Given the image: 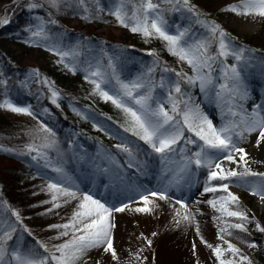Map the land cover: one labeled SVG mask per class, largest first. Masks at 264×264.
Returning a JSON list of instances; mask_svg holds the SVG:
<instances>
[{
    "label": "snow or ice",
    "instance_id": "obj_1",
    "mask_svg": "<svg viewBox=\"0 0 264 264\" xmlns=\"http://www.w3.org/2000/svg\"><path fill=\"white\" fill-rule=\"evenodd\" d=\"M50 7L57 10L64 7L75 6L82 9V19H93V9L96 12L108 10L114 16L118 24L128 28L132 33H139L147 41L150 38L160 39L165 42L167 51L183 64H187L192 74L161 66V62L155 59L135 79L122 80L117 71L118 57L108 55L104 49H100L95 60L86 59L80 61L78 58L84 56L85 52L91 53V49L63 50L55 45L51 48L61 57L59 63L65 60L71 61V66L65 64L73 74L76 73L78 65L86 64L80 70L86 73L85 79L93 85V94L99 95L105 101H110L125 115V124L122 125L124 132L131 133L138 141L143 142L146 149H142L126 137L121 139L120 144L114 145L120 154L127 159L124 164L117 160L116 156L105 150L102 163L94 166L95 171L102 176H111L113 183L102 185L105 189L113 187L122 188L125 195L130 199L137 196L143 202V207L135 209L136 212L151 213L156 198L161 201L170 200L169 193L173 188L186 182L191 186L197 172L201 169L205 172L204 193L224 192L221 195L207 201V203L222 215L215 219L223 224L219 228L218 239L227 244L213 246L207 241L205 245L212 250L218 264H252L251 259L241 253L231 241L225 240V235L231 236L229 229H239L248 232L246 224L252 223L247 210L239 206V197L229 190V183L235 178V183L250 191L254 196L264 200V173H258L249 167L248 152L241 146L250 136L256 135L255 145L260 147L264 143V106L254 105L251 111L244 107L243 101L250 95V89L245 79V74L257 67L254 58V50L246 48L235 42V39L216 21L203 18L205 14L195 10L189 4V0H113L110 8L100 6L99 0H47ZM171 5L170 9H162L161 4ZM27 10L44 7L43 4L29 2L25 5ZM181 8L187 9L195 17V25L203 32H194L192 25L184 28L176 27L175 33H171L168 21L165 18L166 11L179 12ZM222 11L230 12L238 17L264 18V0H239V3L228 5ZM38 25L29 26L25 30L32 37L50 39L46 30L47 24H57L56 20L45 21L37 17ZM10 23L7 17L0 18V26ZM28 43H34L28 41ZM38 46V45H37ZM149 55L156 56L155 52ZM231 58L234 62L228 64ZM261 73L264 74V59L259 61ZM161 69V75L155 78L156 69ZM214 75V73H217ZM172 73L169 78L166 74ZM6 84V81L2 82ZM42 83L47 84L51 90V103L59 107V91L52 87L47 79ZM186 84L189 88L198 87L203 97L216 105L219 109L221 123L219 126L213 124L212 119L204 112L201 105L196 102L189 90L182 89ZM111 89L110 91L107 89ZM161 89L156 94V89ZM0 108H6L13 113L24 114L36 118L30 106H17L8 100L0 103ZM48 112V109L44 110ZM80 115L79 112H77ZM97 130L103 131L102 128ZM32 142L21 151V155H28L35 165L50 169L56 173V177L49 178L47 191L51 194L50 201L53 208H60L64 203L76 201L73 212L68 222L50 225L52 229L62 231L55 237H69L63 243L55 244L49 250L48 245L37 241L40 249L46 255H41L35 249H22L19 245L10 249L8 242L13 239L17 231L15 223H7L0 219V264H88L91 259L89 253L100 251L107 253L110 257L119 261L120 257L114 247L113 213L124 212L129 208L127 203H106L97 198L92 191L81 190L80 185L66 171L63 162V152L60 150L56 133L46 123L40 121L38 128L31 132ZM191 146V147H190ZM11 151V149H4ZM56 153L55 158L49 152ZM155 158L159 168L161 182L153 188L144 184H137L135 180L127 176L124 171L135 169L140 176L148 175L149 160ZM228 161L242 168H224L223 162ZM171 178L164 180V177ZM252 178V179H250ZM127 180H131L128 183ZM213 181L221 182L213 185ZM119 200V195H116ZM180 205L175 216L181 220L191 222L193 215L188 205L181 199L175 201ZM235 206V207H233ZM11 215L23 227V231L31 235V231L23 226L21 215L18 211H12ZM228 218H235L237 222L229 223ZM256 230L264 233V227L256 224ZM197 232L199 227L197 226ZM155 235V233H153ZM147 245H152V240L147 239ZM203 240V238H201ZM249 247L255 248V242H247ZM195 245H193V250ZM225 253H230L225 258ZM141 259L139 254L135 257ZM96 264H100L99 260Z\"/></svg>",
    "mask_w": 264,
    "mask_h": 264
},
{
    "label": "rangeland",
    "instance_id": "obj_2",
    "mask_svg": "<svg viewBox=\"0 0 264 264\" xmlns=\"http://www.w3.org/2000/svg\"><path fill=\"white\" fill-rule=\"evenodd\" d=\"M14 2L19 4L20 0H0V18H11L12 13L15 12V6L13 7ZM28 2L29 0L24 2L22 5H26ZM31 2L38 4L42 3L40 0H31ZM112 3L113 0H99L100 6L111 7ZM237 3H239V0H189V4L194 6L196 11L205 14L203 18L216 21L231 35V37L235 39L236 43L239 41L243 44V46L253 49L254 53L257 54L254 57L257 67L253 69L251 74L249 73L250 70L245 74V79L250 89V95L249 98L242 103L245 108L247 105L254 106L259 104L264 106V74L261 73L259 66V61L264 59V18L258 16L247 18L238 17L233 13L222 11V9L226 8L228 5ZM162 6L163 5L161 4V8ZM39 9L40 8H36L30 12H34L36 10V17H42L45 21L51 20L50 18L43 16L39 12ZM25 11V18L30 17L28 16L29 10L26 8ZM22 14L23 12L21 11V15ZM92 15L94 18L90 21L82 19L75 13L60 21L64 27L70 28L74 31V35L71 37L65 33L66 42L62 46L52 43L49 44L46 42L48 39L32 37L31 33L26 30L27 34L30 33V38H27L23 42L19 40L15 41L12 38L13 34H9L4 37L0 34V67H2V64L5 62H8L11 67H14L13 70H16V73L20 78L18 79L20 83L26 84L31 82L38 85L41 84L43 80L47 79L52 83V87L59 91L60 97L61 87L59 86H61L62 83L59 81H61V79L56 82L55 76L53 75H55L54 72H59L56 67H58V61H60L61 57L52 51L51 48L55 45L59 49L68 50L71 48L75 51L76 45L79 43L78 39L80 38V35L85 34L86 36L96 38L102 44L104 42H108L110 44L118 42L128 46L138 47L149 53L155 52L157 54L155 57L163 59V63H161L162 67L166 66L175 69L177 72L183 71L187 72L189 75L192 74V70L188 67V65L179 62L176 57L166 58L162 48V46L165 45L164 41L156 38H150L146 41L139 33H132L128 28L120 26L116 18L110 15L108 10L96 12L95 9H93ZM56 21L58 22V20ZM39 23L40 21L38 19H31L28 23L23 24L22 28L26 29L29 26H35ZM49 25L50 24H47L46 27ZM168 25L170 26L168 30L173 34L175 33L177 26L181 29L185 27L182 22L172 23L168 21ZM12 26L15 27L11 19L10 23L4 27ZM30 40L34 43H28ZM105 51L111 56L107 50ZM96 57L97 55L92 57L91 60H95ZM66 63L71 66L70 60L66 59L62 64L65 66ZM78 67L80 66L78 65ZM134 67H136L135 78L146 69L140 62L136 63ZM117 71L119 72L118 68ZM83 73L86 75L84 71ZM2 74V69L0 68V85H2V82L5 81ZM217 74L218 72L214 73V75ZM80 75L81 72L77 69L76 73H72L70 77L73 81L77 82ZM160 75L161 72H155V78L157 80ZM166 75L169 78L173 77L172 73H168ZM120 78L122 79V77ZM42 84L51 92L52 89H50L47 84ZM74 84L75 82L71 84V89H67L69 93H74L79 89L78 86L76 87ZM80 89H83V85H81ZM84 89L85 93L86 89H88L86 94L88 95L89 109H91V105L100 108L102 104L108 102L102 99L99 95L93 94L92 84L89 86L87 85ZM189 89L192 92V96L196 99V102L201 105L204 112L210 119H212L213 124L219 126L221 120L219 109L216 105L207 101L203 97V94L200 93L198 87H192ZM107 90H109L111 94V89L109 88ZM161 91L162 90L159 88L156 89V94H160ZM4 100H8L17 106L29 107V105H22L15 102L8 96L0 97V103H3ZM57 102L59 103V107L65 112H74L77 109L73 106H62L59 100ZM69 104L72 105L71 102ZM30 109L35 114L36 118L24 114L13 113L6 108H0V113L12 120L20 121L23 127L32 125L38 126L39 122L42 121L41 118H46L47 112L44 110L47 108H43L40 112H35L31 106ZM94 119L95 120L92 121V124H85L86 126L81 131H85L84 133H78V136L76 134L72 136L68 149L66 152H63L64 167L68 174L72 176V178L80 185L81 190L90 189L92 193L97 196V198L102 200V202L109 204L127 203L129 204V207L134 208L140 201L138 196L135 199H130L124 194L122 188H103L102 185L106 183H113V178L111 176H102L94 169L96 164L102 163L105 150L116 156L117 160H119L121 164L126 162L127 157L124 154H120L114 147V145L122 142L118 137H125V133L121 131L119 134H114V138L111 142H109L108 139H110L111 136L110 134H107L108 130L102 126V124L97 122L98 117ZM98 128H102L103 131L97 130ZM254 140V137L250 136L246 142L241 144V146H243L249 154V167L251 168V166H253L251 170L258 173H264V158L257 150ZM28 144L30 143H26L24 147L26 148ZM2 150L3 146L0 144V164L2 163V165H5L7 162H5L6 158L2 156ZM49 155L55 158L54 155ZM29 158L30 161H32L30 156ZM151 160L155 161V158L153 157ZM33 163L35 164V162ZM222 166L226 169L232 168L237 171H242V168L228 161H224ZM124 171L127 173L128 177H131V180H135L137 184H144L150 189L161 182L158 166L153 169L149 166L147 176H140L135 172V169L125 168ZM9 175V178L0 183V219H3L7 223H15L17 225V231L13 234V239L8 242L9 247L12 249L19 245L22 249H35L39 251L41 255H46L43 249L39 248L37 241L48 245L49 250H51L53 245L63 243L64 240L69 239V237L55 239V237L62 230L52 229L50 228V225L68 222V219L72 214V210H68V212L62 217L57 216L55 218H47L46 215L52 212L47 211L48 207L41 211V213L39 211V205L42 206L44 201H50L51 199V196L47 191V184L49 182V178H54L57 174L52 172L50 169H44L34 165L27 169L11 172ZM170 178L171 174L163 179L167 180ZM205 179L204 170H199L191 186H188L186 182H181V185L178 186L179 190H177V188L172 189V192L169 193L171 196L169 201L175 202L177 199H181L188 205V208L196 210L198 212L196 213L198 216L197 218H199L200 222L203 224L202 232L206 235L207 242L212 244L214 247L222 245L226 248L227 244L218 239L219 228L222 227L223 224L220 220L215 219L222 214L215 211L207 203V201L221 195H226V193L222 191L217 193H204L203 188ZM131 180H127V182L131 183ZM217 182L218 181H213L212 183H216V185L221 183ZM227 183H229V190L239 197L240 208L247 210L249 219L252 220V223L246 224L248 232L243 233L248 234L253 238L264 237V233H260L256 230L257 223H259L261 227H264V200H261L259 196L252 195L250 191L245 188L238 186L235 183V178H233L231 182ZM34 185H36L33 187L35 198L29 194L31 187ZM116 195H119V200L116 199ZM76 203L77 202L75 201V204ZM46 204L51 203H45V205ZM178 206L180 207V205ZM12 211H18L20 213L23 226H26L31 231V235H29L28 232L23 231V227L15 220V217L11 215ZM225 219L228 220L229 223L237 222L235 218L225 217ZM232 230L240 232L239 229ZM225 240L231 241L232 244L240 248L241 253L247 255L251 259L252 264H257L255 257L253 256L254 254L250 250L249 246H242L231 236L225 235ZM207 251L212 258L210 264H218V260L215 258L212 250L208 248ZM230 255V253H225V258H228ZM89 256L91 259L88 260V264H96V260L93 259V254L89 253ZM162 261L161 252L158 250L155 252L150 249L149 252L143 254L141 259H136V264H163ZM180 261H182L183 264V258ZM167 264H171V262L168 263L167 261ZM184 264L188 263L185 262Z\"/></svg>",
    "mask_w": 264,
    "mask_h": 264
},
{
    "label": "trees",
    "instance_id": "obj_3",
    "mask_svg": "<svg viewBox=\"0 0 264 264\" xmlns=\"http://www.w3.org/2000/svg\"><path fill=\"white\" fill-rule=\"evenodd\" d=\"M26 1L28 0H20L19 4H17V2L13 3V7L15 6V12L12 13L10 21L12 19L15 27H4L6 25L0 26V34L2 37L13 34L12 38L15 41L19 40L22 42L27 38H30V33H28V35L25 29L22 27L23 24L28 23L31 19L33 20L37 17L35 16V10L34 12L28 11V16L30 17L25 18L26 7L23 8L25 4H22ZM40 1L42 2L41 4L44 5V8H40L39 12L43 16H46L51 20H58L57 24H50L48 27H46V30L50 35V39L46 40V42L49 44L52 43L62 46L66 42L65 33H67L71 37L72 35H74V31L70 28L64 27L60 23V21L64 18L70 17L73 13L79 15V17H82L84 13L82 9L75 6V4L73 5V7H64L62 5L60 9L57 10L53 7H50L47 0ZM162 5V9L171 8V5L164 3H162ZM21 11L23 12L22 15ZM165 18L167 19V21H170L172 23L182 22L183 26L185 27L192 25L194 32H203V30L200 29L199 26L195 25V17L193 16V14L189 13L188 11L186 12L185 8H182L179 12L166 11ZM82 35H80V38L78 39L79 43L76 45V48L74 47L75 50L91 49L92 51L91 53H88L86 51L85 55L80 56L78 59L80 61L91 59L99 53L100 49L107 50L111 54V56L118 57L116 63L122 80L127 81L130 79H135L136 67L134 66L138 62L142 63L145 68L152 65L153 61L156 58H158V60L163 63V59L149 55V52L138 47L128 46L118 42L111 44L108 42H104L102 44L96 38L86 36L85 34ZM237 44L243 45L239 41L237 42ZM162 48L166 58L174 57L167 51L165 45H163ZM253 55L255 57V55L257 54L254 53ZM227 63L230 65L233 63V60L229 58L227 60ZM57 66L58 67H56V69L59 72H54L55 75L53 76H55L56 82L61 79V81L59 82L63 85V87L62 85L59 86L61 87V96L58 100L62 104V106H73L77 108L76 111L65 112L60 107H56L54 104H52L50 91L42 83L38 85L31 82H28L26 84L20 83L18 81V79L20 78L16 73V70H13L14 67H11L8 62H5L4 64H2V67H0L3 73L2 77L6 81V84L3 83L2 85H0V97L8 96L19 104L31 106L35 112H40L41 110H43V108L46 107L48 109V112L46 114L47 116L46 118L41 119L56 133V139L62 152H66V150L68 149V143L71 141L72 136H74L75 134L78 136V133H84L85 131H81L86 126L85 124H92V121L95 120L94 118L96 117H98L97 122L102 124V126H104L108 130L107 134H110L111 136L110 139H108L109 142H111V140L114 138V134H119L121 131L124 132L123 127L121 126L125 124V115L110 101L102 104L100 108L91 105V109H89L88 95L86 94L88 92V89H86L85 93L84 88L87 87V85H91V83H89V81L85 79V74L82 70H80L82 68H85L83 66H86V64H79L80 67H78V69L81 72V75L77 82L73 81V79L70 77L73 72L70 71L68 67H65L62 63L59 62ZM156 71L161 72V69L157 68ZM252 71L253 69H250L249 73H251ZM73 82H75L74 85H76V87L78 86L79 91L77 90L74 93H69L67 89H71V84H73ZM81 85H83V89H80ZM182 89L190 91L189 86H187L186 84L182 85ZM70 102L72 103V105L69 104ZM77 112H79L80 115H78ZM37 128L38 126L36 125L23 127L20 121L12 120L0 113V144L1 146H3V150L1 151V153L2 156L6 158L5 162H7L5 165H2V163L0 164V183H2L3 180L9 178V173L27 169L30 168V166L32 167L35 165L32 161H30L28 155H21V151L25 149L24 146L26 145V143L32 142L31 132L32 130H35ZM124 133L125 137L128 140L139 144L142 149H146V146L143 145V142L138 141L136 137H133L131 135V133ZM4 149H11V151H5ZM49 154L56 156V153L53 151H50ZM149 162V166L152 169L157 167L155 161H152L150 159ZM251 168H253V166H251ZM212 184L216 185V183ZM230 231L232 232L231 237L244 247L248 246L247 242L249 241L255 242L257 244V247L249 248L254 254L253 256L255 257L257 264H264V237L253 238L241 231L239 232L232 229Z\"/></svg>",
    "mask_w": 264,
    "mask_h": 264
},
{
    "label": "bare ground",
    "instance_id": "obj_4",
    "mask_svg": "<svg viewBox=\"0 0 264 264\" xmlns=\"http://www.w3.org/2000/svg\"><path fill=\"white\" fill-rule=\"evenodd\" d=\"M253 107L247 105L246 109L251 111ZM252 136L255 142L256 135L253 134ZM257 150L264 158V143H261ZM36 185L31 187L29 193L34 198L33 187ZM49 195L51 196L50 193ZM152 199L155 200V204L158 206L154 207L151 213L135 211L136 208L144 206L142 201H139L134 208L129 207L124 212L113 213L116 225L113 230V243L120 257L119 261L113 260L107 253L95 250L91 252L94 256L93 259L99 260L103 264H136V255L139 254L142 257L143 254L151 249L155 252L157 250L161 252L163 264H167V261L168 263L171 262V264H182V261H180L182 258L183 264L185 262L188 264H210L212 258L208 254V247L203 242L207 241V239L204 232H202L203 224L197 218L196 213L198 212L193 208H188L193 215L191 222L181 220L180 223H177L176 221L179 217L175 216L176 210L179 209L181 212L183 210L175 202ZM60 203L63 206L54 208L51 213L46 215L47 218L62 217L68 210L73 212L76 205L75 201L64 203L61 200ZM47 207L50 209L53 208V205H45V203L42 206L39 205L40 213ZM197 226L199 227V232H197ZM145 238L152 240L151 246L147 245ZM193 245H195L194 250Z\"/></svg>",
    "mask_w": 264,
    "mask_h": 264
}]
</instances>
